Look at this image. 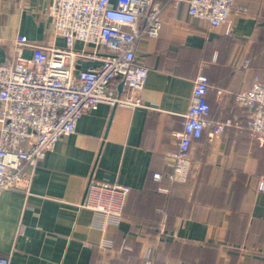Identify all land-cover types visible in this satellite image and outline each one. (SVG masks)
<instances>
[{"label":"crops","instance_id":"1","mask_svg":"<svg viewBox=\"0 0 264 264\" xmlns=\"http://www.w3.org/2000/svg\"><path fill=\"white\" fill-rule=\"evenodd\" d=\"M51 1L0 0V64L16 59L21 35L64 45ZM136 61L149 69L144 106L100 104L36 165L28 193H0V255L10 264H142L151 249L153 264H264V138L236 98L264 70V0H236L218 27L192 16L187 1L167 6L160 34L138 42ZM100 64L80 59L77 69ZM200 72L208 119L228 124L205 127L190 147L188 180L174 183L172 153ZM91 180L132 189L117 223L82 205Z\"/></svg>","mask_w":264,"mask_h":264},{"label":"built area","instance_id":"2","mask_svg":"<svg viewBox=\"0 0 264 264\" xmlns=\"http://www.w3.org/2000/svg\"><path fill=\"white\" fill-rule=\"evenodd\" d=\"M182 1L189 3L192 16L218 27L229 23L236 0H168L163 4L156 0L51 1L49 17L64 45H43L21 35L15 41L16 59L0 64V193H28L36 165L62 137L75 133L83 115L100 104L129 108L145 105L139 93L146 85L149 69L136 61L137 44L144 37L156 38L164 8L176 7ZM77 43L82 47L77 48ZM24 47L32 49L31 57L23 56ZM80 59L99 60L101 64L77 69ZM118 78L123 87L120 91L115 84ZM208 91V77L200 72L193 82L183 130L177 135V149L172 153L173 169L167 175L170 181L188 180L190 147L205 127L213 125L220 132L228 124L208 119ZM236 98L252 110L250 131L264 138V70L252 87ZM152 177L161 181L163 175L154 172ZM130 190L127 185L91 180L82 205L117 223ZM259 190L264 191V179ZM161 233H165L163 226ZM151 253V249L146 251L144 264H152ZM0 264H10V257L0 255Z\"/></svg>","mask_w":264,"mask_h":264},{"label":"trees","instance_id":"3","mask_svg":"<svg viewBox=\"0 0 264 264\" xmlns=\"http://www.w3.org/2000/svg\"><path fill=\"white\" fill-rule=\"evenodd\" d=\"M174 183H184V182H175V181H173ZM131 191H132V189L130 190V193H131ZM129 193V194H130ZM129 196V195H128ZM127 200H128V197H127ZM126 200V201H127ZM126 204V203H125ZM126 207V206H125ZM125 209V208H124ZM124 211V210H123ZM122 217H124V212H123V214H122ZM166 219V218H165ZM151 261H152V264H153V257H152V253H151ZM145 263V260H143L142 261V264H144Z\"/></svg>","mask_w":264,"mask_h":264},{"label":"rangeland","instance_id":"4","mask_svg":"<svg viewBox=\"0 0 264 264\" xmlns=\"http://www.w3.org/2000/svg\"><path fill=\"white\" fill-rule=\"evenodd\" d=\"M60 46H63V45H60Z\"/></svg>","mask_w":264,"mask_h":264}]
</instances>
